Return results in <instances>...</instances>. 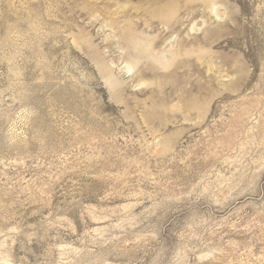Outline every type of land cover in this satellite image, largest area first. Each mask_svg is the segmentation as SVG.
Listing matches in <instances>:
<instances>
[{
  "label": "rangeland",
  "instance_id": "rangeland-1",
  "mask_svg": "<svg viewBox=\"0 0 264 264\" xmlns=\"http://www.w3.org/2000/svg\"><path fill=\"white\" fill-rule=\"evenodd\" d=\"M0 264H264V0H0Z\"/></svg>",
  "mask_w": 264,
  "mask_h": 264
}]
</instances>
